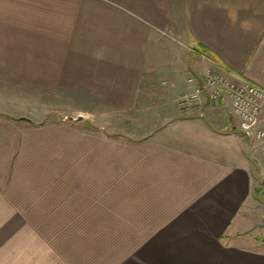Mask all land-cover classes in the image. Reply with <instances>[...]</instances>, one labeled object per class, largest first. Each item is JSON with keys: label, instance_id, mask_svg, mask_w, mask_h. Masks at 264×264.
Here are the masks:
<instances>
[{"label": "crops", "instance_id": "1", "mask_svg": "<svg viewBox=\"0 0 264 264\" xmlns=\"http://www.w3.org/2000/svg\"><path fill=\"white\" fill-rule=\"evenodd\" d=\"M207 71L264 90V0H0V264H264V138L178 103Z\"/></svg>", "mask_w": 264, "mask_h": 264}, {"label": "built area", "instance_id": "2", "mask_svg": "<svg viewBox=\"0 0 264 264\" xmlns=\"http://www.w3.org/2000/svg\"><path fill=\"white\" fill-rule=\"evenodd\" d=\"M201 83L202 88L196 87L180 97L178 103L181 107L197 101L203 92L212 103L225 99L229 103V116L236 121L239 131L251 140L264 138V131L259 126L264 111L263 89L246 80L232 81L212 71L201 77Z\"/></svg>", "mask_w": 264, "mask_h": 264}, {"label": "rangeland", "instance_id": "3", "mask_svg": "<svg viewBox=\"0 0 264 264\" xmlns=\"http://www.w3.org/2000/svg\"><path fill=\"white\" fill-rule=\"evenodd\" d=\"M3 85V86H6L4 84H1L0 83V86ZM7 89H16V88H13V87H9V86H6ZM21 91L20 89H18V95H20ZM10 95V94H8ZM24 97H27V96H24ZM3 104H7L8 107H10L12 110H16V116L17 117H31V118H36L38 119L39 121H43V119L45 118V116H43V113H42V108L40 106L37 107V109H34L35 106L34 104L32 105L31 103H29L28 101L26 100H20V98H18V101L14 98H11L10 101L7 99V100H3L2 101ZM20 119L18 120L19 123H24L25 125H27L29 123V121H27L26 119ZM70 119L72 118H61V120L63 122H71V123H76L77 122V119H72L73 121H71ZM27 123V124H26ZM259 185V184H258ZM260 223V222H259ZM258 237L259 238H264V220L259 224V232H258Z\"/></svg>", "mask_w": 264, "mask_h": 264}, {"label": "water", "instance_id": "4", "mask_svg": "<svg viewBox=\"0 0 264 264\" xmlns=\"http://www.w3.org/2000/svg\"><path fill=\"white\" fill-rule=\"evenodd\" d=\"M81 118H78V120H80ZM71 121H73L72 119H70Z\"/></svg>", "mask_w": 264, "mask_h": 264}]
</instances>
